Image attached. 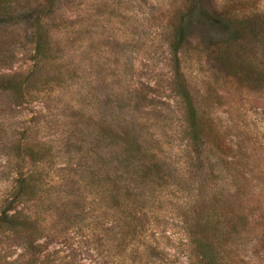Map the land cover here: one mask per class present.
<instances>
[{
  "label": "rangeland",
  "instance_id": "374dc122",
  "mask_svg": "<svg viewBox=\"0 0 264 264\" xmlns=\"http://www.w3.org/2000/svg\"><path fill=\"white\" fill-rule=\"evenodd\" d=\"M184 1L0 0L11 12L0 25V211L22 172L36 188L19 208L43 228L0 232V264H197L185 225L206 168L184 151L180 73L222 138L206 195L219 192L229 216L245 219L228 264H264V30L249 28L264 20V0H205L246 16L248 28L222 37L193 25L179 71L170 36ZM39 16L48 26L37 63ZM31 71V96L17 103L3 78ZM25 137L42 160L21 152ZM155 162L164 177L143 180ZM139 212L145 224L133 222ZM136 224L146 235H122Z\"/></svg>",
  "mask_w": 264,
  "mask_h": 264
},
{
  "label": "trees",
  "instance_id": "16d2710c",
  "mask_svg": "<svg viewBox=\"0 0 264 264\" xmlns=\"http://www.w3.org/2000/svg\"><path fill=\"white\" fill-rule=\"evenodd\" d=\"M176 12L177 15L174 17L176 21L171 26L170 54H172L179 71L182 62L187 59L188 53L195 48L188 41V32L193 25L206 26L213 33L222 37L230 36L234 31L240 32L248 28V18L232 14L229 5H226V3L218 7L207 8L205 0H185L177 8ZM9 13L11 12L7 11V8H0V25L5 23L6 14ZM256 20L257 22H250L249 28L255 32L258 29L264 30V20H261V18ZM47 26L46 19L41 16L34 20L32 34L36 40L35 59L37 63L42 60L44 29ZM224 47L226 46L216 43L214 50L221 53ZM34 76L35 71H31L24 76L3 78L4 82L9 84L11 90H13L17 103L23 102V100L31 96L29 88ZM178 77L183 78L182 83L178 85V89L185 105L186 124L183 131L186 137V144L184 151L191 162L197 161L199 163L197 167L206 168L204 171L201 169L200 181L195 183L196 187H194V190L196 195L191 202L190 216L186 220L185 225L187 239L191 246V254L196 259L197 264H228L229 249L227 245L229 239L232 235L241 234L240 228L245 219L239 216L237 220L233 215L232 217L229 216L230 201H225L219 192H214L210 197L206 195V189L213 181L216 171V166L212 165L213 163L209 156H211V153L216 154V151L224 155V152L216 146L222 138L220 133L216 132L213 118L207 116L205 112L201 111L200 106L197 105L195 97L190 93L189 84L186 83L182 73ZM26 140L25 137L19 141L21 152L29 158H35L37 161L42 160L44 152L38 151L35 146ZM206 152L209 155L205 156ZM224 160L222 162L227 166L230 164V168L234 166L232 162ZM162 167L157 162L151 165L147 163L141 167L142 173L140 177L143 180H147V182L155 183V180L164 177L162 175L164 170ZM35 186V184L31 183L30 178L22 172L15 179L11 199H9L8 205L0 211V232H8L18 228H31L32 233H41L43 228L38 225L36 219L25 212L23 208H19L22 198L30 194V192H34ZM137 188L133 185L126 187V189L134 192L136 198H139L141 195ZM233 209L236 213L237 210ZM133 219V222L145 224L143 222L144 215H141L140 212L136 213ZM147 227L148 225H123L122 235L126 237L127 234H133L141 237L146 235ZM42 264L49 263L43 262Z\"/></svg>",
  "mask_w": 264,
  "mask_h": 264
}]
</instances>
